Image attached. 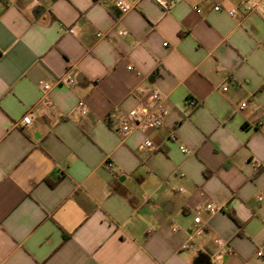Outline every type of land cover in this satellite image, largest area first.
Here are the masks:
<instances>
[{
    "label": "crops",
    "instance_id": "1",
    "mask_svg": "<svg viewBox=\"0 0 264 264\" xmlns=\"http://www.w3.org/2000/svg\"><path fill=\"white\" fill-rule=\"evenodd\" d=\"M128 1L0 0V264H264L261 9ZM68 72L75 83L40 105V83ZM152 87L164 127L123 138L108 114ZM208 204L221 210L199 234ZM218 239L234 250L220 262Z\"/></svg>",
    "mask_w": 264,
    "mask_h": 264
},
{
    "label": "built area",
    "instance_id": "2",
    "mask_svg": "<svg viewBox=\"0 0 264 264\" xmlns=\"http://www.w3.org/2000/svg\"><path fill=\"white\" fill-rule=\"evenodd\" d=\"M164 11H170L178 4L184 2L185 0H154ZM214 1V0H209ZM116 4L118 8L122 12H129L135 8V5L128 0H116ZM245 8L247 11H256L257 9H261L262 14L264 16V0H258L257 2H250L247 0H242L239 8ZM195 9H198L197 7ZM215 10L220 11L223 10L221 5H216ZM238 12V9L235 8L229 11L231 16H235ZM74 33V30L70 31ZM120 35L126 34L124 30L119 31ZM102 37V34L98 35ZM128 69L130 71H134L135 68L133 66H129ZM75 83V75L72 72H68L60 77H58L54 82L50 81H42L40 83V89L42 92V98L40 100V105L45 108L54 107V101L51 97V92L54 87L58 85H66L71 86ZM228 88H225L227 90ZM167 97L162 93V91L156 87H152L147 90L145 95V100L140 102L135 108L132 110L125 112L120 108H115L111 111L107 116V121L111 123L122 135L123 138H127L131 136L133 133L137 131H146L149 129H161L165 125V121L168 117L169 111L166 106ZM194 104L195 102L192 101ZM246 104H244V107ZM89 112V107L85 101H80L77 107L74 110V114L76 115H86ZM33 124V112H29L24 116L20 125L22 127H30ZM172 141L177 142L178 136L173 134ZM144 147L149 150H154L155 145L152 141H146ZM180 149L184 153H189V151L185 147H180ZM256 165H260L259 161H255ZM106 168L114 177H119L122 171L117 167L116 163L113 161H108L106 163ZM181 192L184 190L181 189ZM263 198L262 194L257 195V199L261 200ZM208 211L211 214H215L221 210V208L216 204H208L201 205L195 208L196 213V224L199 227V234H205L207 232V224L204 219L201 217V214L204 211ZM175 230H179L178 226H174ZM216 243L219 247V250L215 256L217 261H222L226 257H230L234 254L233 248L227 244L225 241L218 239ZM190 247V245H186V248ZM260 255V254H259Z\"/></svg>",
    "mask_w": 264,
    "mask_h": 264
},
{
    "label": "water",
    "instance_id": "3",
    "mask_svg": "<svg viewBox=\"0 0 264 264\" xmlns=\"http://www.w3.org/2000/svg\"><path fill=\"white\" fill-rule=\"evenodd\" d=\"M204 260H205L206 262H208V258H207V257H204Z\"/></svg>",
    "mask_w": 264,
    "mask_h": 264
}]
</instances>
